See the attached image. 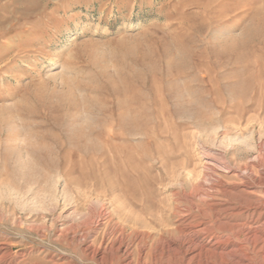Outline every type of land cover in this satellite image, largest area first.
Wrapping results in <instances>:
<instances>
[{"label": "rangeland", "instance_id": "rangeland-1", "mask_svg": "<svg viewBox=\"0 0 264 264\" xmlns=\"http://www.w3.org/2000/svg\"><path fill=\"white\" fill-rule=\"evenodd\" d=\"M260 204L264 0H0V264H264Z\"/></svg>", "mask_w": 264, "mask_h": 264}, {"label": "bare ground", "instance_id": "bare-ground-1", "mask_svg": "<svg viewBox=\"0 0 264 264\" xmlns=\"http://www.w3.org/2000/svg\"><path fill=\"white\" fill-rule=\"evenodd\" d=\"M176 53V52H175ZM177 54V53H176ZM179 56V55H178ZM179 58H180V56H179ZM182 58V57H181ZM177 59V58H176ZM176 59H175V61H176ZM178 60V59H177ZM177 64V63H176ZM177 70V69H176ZM175 70V71H176ZM174 71V72H175ZM179 71V70H178ZM180 72V71H179ZM177 73V72H176ZM181 73V72H180ZM174 75V74H173ZM124 79V78H123ZM126 80L124 79V82H125ZM117 82V81H116ZM119 82V81H118ZM127 82V81H126ZM132 82H133V80H132ZM122 83H123V81H122ZM131 84V83H130ZM115 85V84H114ZM125 85V84H124ZM128 85V84H127ZM127 85H126V87H127ZM132 85V84H131ZM135 85V84H134ZM115 87H116V85H115ZM118 87V86H117ZM43 88V87H42ZM118 89V88H117ZM122 89V88H121ZM120 88L118 89V90H121ZM123 89H125V87L123 88ZM113 90V89H112ZM129 90V89H128ZM131 90H133V89H131ZM68 92V91H67ZM121 92V91H120ZM137 92H138V90H137ZM69 93V92H68ZM125 92L123 91V94H124ZM128 93V92H127ZM45 94V93H44ZM122 94V93H121ZM130 94V93H129ZM131 94H133L132 92H131ZM41 96H42V94H41ZM122 96V95H121ZM124 96V95H123ZM128 97H130L129 95H127ZM138 96V95H137ZM124 97H126V95L124 96ZM133 97V96H132ZM48 98V97H47ZM123 98V97H122ZM36 99H38V98H36ZM40 99V98H39ZM43 99V98H42ZM127 99V98H126ZM134 99V98H133ZM125 100V99H124ZM128 100V99H127ZM37 101V100H36ZM47 101V100H46ZM134 101H135V99H134ZM139 101V100H138ZM65 101H63V103H64ZM121 102V101H120ZM123 103V102H122ZM128 103V102H127ZM54 103H52L51 105H53ZM119 104V103H118ZM121 104V103H120ZM34 105V104H33ZM41 105V104H40ZM48 105H50V104H48ZM50 105V106H51ZM65 105V104H64ZM90 105V104H89ZM123 106H124V104H122ZM140 105V104H139ZM54 106V105H53ZM53 106H52V108H53ZM78 106V105H77ZM127 106V105H126ZM129 106V105H128ZM58 107H60L61 108V106H58ZM58 107H56V108H58ZM68 107V106H67ZM122 107V106H121ZM138 107V106H137ZM35 108V107H34ZM55 108V107H54ZM65 108V107H64ZM120 108V107H119ZM27 109V108H26ZM36 109V108H35ZM126 109V108H125ZM37 110V109H36ZM35 110V111H36ZM59 111V110H58ZM29 113V112H28ZM67 113V112H66ZM61 114V113H60ZM63 114V113H62ZM69 114H70V112H69ZM130 114V113H129ZM64 115H65V112H64ZM72 115V114H71ZM75 115V114H74ZM127 115V114H126ZM125 115V116H126ZM130 115H132V114H130ZM63 116V115H62ZM138 116V115H137ZM70 119V118H69ZM71 119H72V117H71ZM122 119H124V121H125V117L124 118H122ZM121 119V120H122ZM134 121V120H133ZM137 121V120H136ZM7 124V123H6ZM121 124V123H120ZM123 124V123H122ZM127 124V123H126ZM128 124H130V125H128ZM127 124V126H132L131 125V122H129ZM133 124V123H132ZM77 126H78V124H77ZM126 126V127H127ZM122 127H124V126H122ZM125 127V128H126ZM137 127V126H136ZM136 127H135V129H136ZM131 129V128H130ZM132 131H133V129H131ZM78 132V131H77ZM80 133H82V132H80ZM27 146V145H26ZM212 163V162H211ZM260 186V185H259ZM247 188V187H246ZM242 200V199H241ZM261 205V204H260ZM264 206V205H263ZM262 205H261V207H263ZM256 208H257V206H256ZM259 208V207H258ZM225 210V209H224ZM250 212V211H249ZM254 212H256V210L254 211ZM264 212V211H263ZM262 212V213H263ZM248 213V212H247ZM261 214V213H260ZM252 216V215H251ZM259 217V216H258ZM261 217V216H260ZM253 218V217H252ZM251 218V219H252ZM256 220V219H255ZM254 220V221H255ZM260 218H258V220H257V223L258 222H260ZM248 221V220H247ZM250 222V221H249ZM264 222V221H263ZM220 225V224H219ZM218 225V226H219ZM261 225H264L263 223L261 224ZM234 226V225H233ZM232 226V227H233ZM240 226V225H239ZM260 226V225H259ZM259 226H257V227H259ZM214 227V226H213ZM217 227V226H216ZM221 227H222V225H221ZM228 227V226H227ZM230 227V226H229ZM247 228H249V230L248 231H251V228H253L252 226H246ZM262 227V226H261ZM189 228H190V234L188 235V237H189V244L187 245V248H186V250H185V255H189L190 256V258L188 259V260H190L188 263H190V262H193V261H195L196 259H198V258H201L202 256H205V257H209V255H210V257L212 256V255H217V256H219V257H221V259H220V263L219 264H251V261H252V258L250 257V256H248V255H244V254H240V247L235 243V241H233L232 240V238L231 237H228V238H226V239H223L222 237H220V236H215V234L213 233V230L211 229V228H209V227H202L200 224L198 225V227H197V225L195 226V225H189ZM223 228V227H222ZM226 228V227H225ZM235 229V228H234ZM263 229V228H262ZM239 230V229H238ZM222 231H223V229H222ZM254 231H255V229H254ZM257 231V230H256ZM254 232L253 234H252V236H250L249 235V237L247 238V242H249L250 244H252V246L254 245V246H256V247H258L259 249H263V247H264V236H260V237H258L257 235H256V233L257 232ZM261 231V230H260ZM197 232V233H196ZM194 233L195 234H197V236H198V234L200 233V234H202V233H207V234H214V236L213 237H211V242H212V244H208V242H207V244H205V243H201V241L199 240V238L196 236V235H194ZM203 234V235H204ZM240 234V233H239ZM238 234V235H239ZM263 234V233H262ZM184 243V242H183ZM229 243H231L230 245V248L229 249H227V247L225 248V250L223 249V250H221V251H219V248L221 247V246H227V245H229ZM257 244H259V246H257ZM186 245V244H185ZM121 248V247H120ZM254 250V249H253ZM229 255L230 256V258H225L224 257V255ZM188 257V256H187ZM208 259V258H207ZM201 260V259H200ZM209 260V259H208ZM207 260V261H208ZM215 260V259H214ZM207 261H205V262H207ZM210 263V262H209ZM218 264V263H217Z\"/></svg>", "mask_w": 264, "mask_h": 264}]
</instances>
